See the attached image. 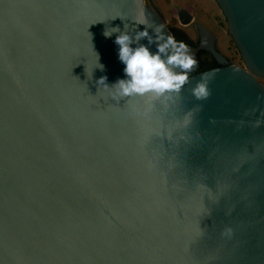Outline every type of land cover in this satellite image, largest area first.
<instances>
[{
  "label": "water",
  "instance_id": "obj_1",
  "mask_svg": "<svg viewBox=\"0 0 264 264\" xmlns=\"http://www.w3.org/2000/svg\"><path fill=\"white\" fill-rule=\"evenodd\" d=\"M214 1L244 66L189 16L220 67L124 96L152 1L0 0V264H264V0Z\"/></svg>",
  "mask_w": 264,
  "mask_h": 264
},
{
  "label": "clouds",
  "instance_id": "obj_2",
  "mask_svg": "<svg viewBox=\"0 0 264 264\" xmlns=\"http://www.w3.org/2000/svg\"><path fill=\"white\" fill-rule=\"evenodd\" d=\"M146 24L144 19L138 21ZM159 33V29H156ZM105 35H108L107 33ZM147 37V31L137 35L136 40ZM164 40V43H160ZM120 46L119 59L125 65L126 80L118 82L121 95L130 96L133 94L144 95L154 93L163 95L166 92H178L187 82L188 74L196 65L195 59L188 54V48L183 42H177L172 37L166 40L162 35H157V54H150L144 46L133 49L130 47L132 41L129 36L121 35L116 39ZM149 43H152L149 38ZM169 49L171 52L169 53ZM166 54V59L161 55ZM180 68V73L173 69ZM207 84L200 83L193 89V95L197 99L207 96Z\"/></svg>",
  "mask_w": 264,
  "mask_h": 264
},
{
  "label": "rangeland",
  "instance_id": "obj_3",
  "mask_svg": "<svg viewBox=\"0 0 264 264\" xmlns=\"http://www.w3.org/2000/svg\"><path fill=\"white\" fill-rule=\"evenodd\" d=\"M153 2L161 12L167 27L171 31H180L190 40H197L194 24L183 26L179 20L181 9L194 18V22L206 26L218 39L219 51L234 65L244 66L240 54L229 34L227 21L214 0H145ZM181 35V34H180ZM183 35V34H182ZM181 37V36H180ZM264 84V81H262Z\"/></svg>",
  "mask_w": 264,
  "mask_h": 264
},
{
  "label": "flooded vegetation",
  "instance_id": "obj_4",
  "mask_svg": "<svg viewBox=\"0 0 264 264\" xmlns=\"http://www.w3.org/2000/svg\"><path fill=\"white\" fill-rule=\"evenodd\" d=\"M204 27H206V26H204ZM194 29H195V27H194ZM208 30H210V29H208ZM172 33L174 34V36L176 38V41L178 39H181V40L185 41V43H184L185 45H189V46H191V47H193L195 49H197L198 46H199V44H200L198 34H197V40L196 41H192V40L189 39V37L186 36V34L180 33V31H178V30H176V31L174 30V31H172ZM196 33H197V31H196ZM216 44H217V48H218V39L216 41ZM209 45H210V42H209ZM207 48H209V47L207 46ZM198 61H199V64H200V68L198 70H196V68L194 67L193 70L190 72L191 73L190 76L196 75L197 73H200V72H205V71H208V70H211V69H215V68L220 67L217 64V62L214 60V58L211 55H209L208 53H206V52H201V51L199 52V54H198ZM229 62L232 63L231 61H229ZM194 72H196V73H194Z\"/></svg>",
  "mask_w": 264,
  "mask_h": 264
},
{
  "label": "bare ground",
  "instance_id": "obj_5",
  "mask_svg": "<svg viewBox=\"0 0 264 264\" xmlns=\"http://www.w3.org/2000/svg\"><path fill=\"white\" fill-rule=\"evenodd\" d=\"M189 14H187L186 12L185 13H182V12H179V20L180 21H185L189 18ZM209 42H210V45H209ZM212 44V41H211V38L207 37L205 34H203V43H202V47L206 48V49H209L211 48V45ZM207 46L209 48H207ZM188 53H193L192 51H190V49H188Z\"/></svg>",
  "mask_w": 264,
  "mask_h": 264
},
{
  "label": "trees",
  "instance_id": "obj_6",
  "mask_svg": "<svg viewBox=\"0 0 264 264\" xmlns=\"http://www.w3.org/2000/svg\"><path fill=\"white\" fill-rule=\"evenodd\" d=\"M177 42H183V43H185V41H183V40H181V39H178ZM194 73H196V72H194ZM194 73H193V74H194ZM190 75H191V73L188 74V77H189Z\"/></svg>",
  "mask_w": 264,
  "mask_h": 264
}]
</instances>
